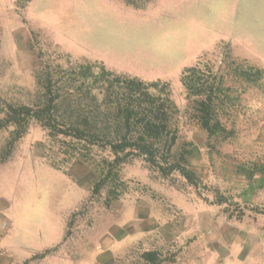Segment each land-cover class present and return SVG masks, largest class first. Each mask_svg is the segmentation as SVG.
Here are the masks:
<instances>
[{"label": "rangeland", "instance_id": "rangeland-1", "mask_svg": "<svg viewBox=\"0 0 264 264\" xmlns=\"http://www.w3.org/2000/svg\"><path fill=\"white\" fill-rule=\"evenodd\" d=\"M96 61L169 83L199 186L133 152L120 174L129 188L108 205L107 187L92 195L93 179L50 165L69 154L33 119L0 162V264H151L147 250L160 264H264V0H0V117L7 102L38 100L45 64ZM198 63L226 88V130L212 136L181 82ZM250 65L260 81L238 73ZM12 128H0V149Z\"/></svg>", "mask_w": 264, "mask_h": 264}, {"label": "trees", "instance_id": "trees-1", "mask_svg": "<svg viewBox=\"0 0 264 264\" xmlns=\"http://www.w3.org/2000/svg\"><path fill=\"white\" fill-rule=\"evenodd\" d=\"M238 73L252 82L263 76V70L252 65ZM36 78V102L5 103L0 128H13L0 149V162L8 159L35 119L58 143L56 151L69 154L61 161L49 158L50 165L63 170L80 185L86 183V177L93 179L92 195L107 187L108 205L119 197L120 191L129 188L120 174L133 152L163 175L177 171L190 184L199 186V178L189 165L197 145L185 140L177 146L179 135L174 117L179 109L171 98L168 82H147L118 73L101 61L76 62L68 68L47 63ZM181 82L187 97L193 99L199 126L209 136L224 132L219 116V110L227 103L223 78L217 81L212 72L207 74L198 63L184 69ZM176 146L178 149L173 151ZM101 150H108L109 154L97 158L96 151ZM63 163L66 165L62 166ZM78 163L88 168L86 175L74 173ZM141 258L151 264L163 261L157 250H147Z\"/></svg>", "mask_w": 264, "mask_h": 264}]
</instances>
